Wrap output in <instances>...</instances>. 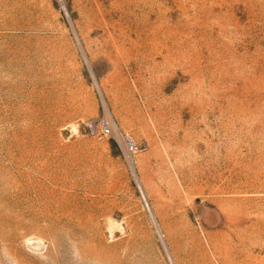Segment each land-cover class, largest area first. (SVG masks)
<instances>
[{"label":"rangeland","instance_id":"obj_1","mask_svg":"<svg viewBox=\"0 0 264 264\" xmlns=\"http://www.w3.org/2000/svg\"><path fill=\"white\" fill-rule=\"evenodd\" d=\"M0 264H264V0H0Z\"/></svg>","mask_w":264,"mask_h":264},{"label":"built area","instance_id":"obj_2","mask_svg":"<svg viewBox=\"0 0 264 264\" xmlns=\"http://www.w3.org/2000/svg\"><path fill=\"white\" fill-rule=\"evenodd\" d=\"M103 106L104 102L102 101ZM91 134H101L114 138L122 152L125 162L127 163L130 173L133 177L136 176V168L134 163V157L139 151L138 144L128 135H124L121 128L117 124L114 118L109 115H104L96 119V121H90L88 123Z\"/></svg>","mask_w":264,"mask_h":264},{"label":"bare ground","instance_id":"obj_3","mask_svg":"<svg viewBox=\"0 0 264 264\" xmlns=\"http://www.w3.org/2000/svg\"><path fill=\"white\" fill-rule=\"evenodd\" d=\"M221 262V261H220Z\"/></svg>","mask_w":264,"mask_h":264}]
</instances>
